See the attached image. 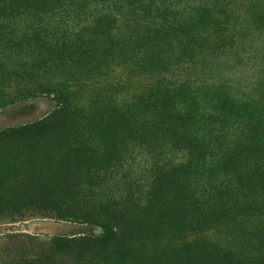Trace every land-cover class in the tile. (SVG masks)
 Segmentation results:
<instances>
[{
  "label": "rangeland",
  "instance_id": "1",
  "mask_svg": "<svg viewBox=\"0 0 264 264\" xmlns=\"http://www.w3.org/2000/svg\"><path fill=\"white\" fill-rule=\"evenodd\" d=\"M182 2L211 11L128 45L123 0H0V130L83 109L60 140L0 141V264H264V0ZM113 201L106 234L85 213Z\"/></svg>",
  "mask_w": 264,
  "mask_h": 264
},
{
  "label": "trees",
  "instance_id": "2",
  "mask_svg": "<svg viewBox=\"0 0 264 264\" xmlns=\"http://www.w3.org/2000/svg\"><path fill=\"white\" fill-rule=\"evenodd\" d=\"M122 4L127 8L126 15L131 18V28L127 29L128 39L125 40L124 36L120 42L124 41L128 43V45L137 43V40H140L138 35H144V32L147 33V36L144 39L148 40L157 39V35L164 36L165 33L169 37L170 35H181L186 27L191 23L196 22L195 19L200 17L201 14L203 15L211 11V5H193L191 2L186 3L182 2V0H123ZM112 6L115 5L112 4ZM118 33L119 32L116 33V36ZM121 35H123V32ZM120 38L121 36L113 37L115 40ZM153 41L162 43L160 40ZM39 43H41L42 46H45L48 44V41L41 42V40H39ZM178 47L179 46L176 48ZM147 55H149V59L155 56L156 62L152 63V61L149 62V60L145 59L144 62H142V65L146 66V68L152 69L153 65H156V63L163 60L166 53L160 46H158L156 50L151 48V51L148 52ZM147 101L149 100L145 97V95L141 94L138 98L131 96L128 99H124L120 103H115L113 106L114 111H111V114L114 115L112 117V122L118 118L119 121L117 124L121 126L118 127L122 132H124L123 130H129V124H139L137 127L144 126L147 123V120H145L146 112L138 111L136 105H147ZM151 102L158 105L161 102V98L156 96L154 97V101ZM80 107L81 106L78 105L73 107L72 105L62 103L59 107L55 108L45 117L36 122L0 130V141L5 139H28L33 142L43 141L47 137L60 140L61 138L53 137L63 134L59 130L65 129L66 125L73 126V123L82 114L83 109L81 110ZM171 110H173V113L175 114L182 112V114L185 115L182 108H179V110L176 111L175 108L171 107ZM183 117L184 116H181V119H183ZM262 192L264 194V191ZM116 206L117 204H115L114 201L110 204L101 202L98 204H91L88 206L85 214L95 216L96 218L101 217L105 223L101 222L100 226L103 228L104 233L107 234L110 232L109 223L112 220L110 215L117 210ZM66 212L70 213L67 209ZM112 221L115 222V220ZM114 225L116 226V223H114ZM224 253L226 254L225 256H229L231 253L230 248L225 247Z\"/></svg>",
  "mask_w": 264,
  "mask_h": 264
}]
</instances>
